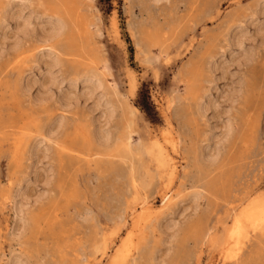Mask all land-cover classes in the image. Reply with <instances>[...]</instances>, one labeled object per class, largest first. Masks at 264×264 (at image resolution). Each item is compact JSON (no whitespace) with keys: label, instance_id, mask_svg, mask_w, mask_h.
I'll return each mask as SVG.
<instances>
[{"label":"rangeland","instance_id":"rangeland-1","mask_svg":"<svg viewBox=\"0 0 264 264\" xmlns=\"http://www.w3.org/2000/svg\"><path fill=\"white\" fill-rule=\"evenodd\" d=\"M259 200L264 0H0V264H264Z\"/></svg>","mask_w":264,"mask_h":264},{"label":"bare ground","instance_id":"bare-ground-1","mask_svg":"<svg viewBox=\"0 0 264 264\" xmlns=\"http://www.w3.org/2000/svg\"><path fill=\"white\" fill-rule=\"evenodd\" d=\"M22 1V0H21ZM24 1V0H23ZM26 2H29L30 0H25ZM32 15V14H31ZM44 16V15H43ZM31 17V16H30ZM33 18V16L31 17ZM49 18V17H48ZM51 18V17H50ZM29 19V18H28ZM24 21V20H23ZM67 21V20H66ZM48 22V21H47ZM70 22V21H69ZM73 22V21H72ZM44 23V22H43ZM54 23V22H53ZM71 23V22H70ZM47 24V23H46ZM45 24V25H46ZM69 24H66V22H64L63 20L57 18L56 23L54 24V26L48 30V33L43 34V39L44 40H50L53 38H56L57 36L61 35V33L67 32L68 26ZM111 27L113 28V31L116 33V24L115 22L111 23ZM30 27V21L28 20L27 22H25L24 24V29H20L21 32H24L23 34H25L26 32L28 33L30 31L29 29ZM47 27V26H46ZM32 29V28H31ZM69 30V29H68ZM71 30V27H70ZM69 30V31H70ZM43 31V30H41ZM41 36H42V32ZM44 32V31H43ZM25 37V36H24ZM60 37V36H59ZM238 46H241V43H238ZM147 62V61H146ZM91 73V72H90ZM100 75L95 73H91V75L88 74V76L84 77L85 78V83L87 85L91 84L93 90H98L100 88V85L102 86V82H101V78L99 77ZM106 80V79H105ZM130 87H133V81L130 80ZM102 83V84H101ZM90 86V85H89ZM88 87V86H86ZM107 87V86H106ZM101 89V88H100ZM105 89V87H104ZM104 91V90H103ZM107 92V91H106ZM111 92V91H110ZM103 93V92H102ZM104 95V94H103ZM172 100H170L168 106H167V114H169L171 106L173 105V102H171ZM175 103V102H174ZM106 104L110 105L111 108V102L109 103V101H106ZM107 108V107H106ZM108 109V108H107ZM113 109V108H112ZM134 111L137 112L136 109H134ZM106 112V111H105ZM104 114H107L108 116H110L109 112H106ZM168 122V121H167ZM226 127V126H225ZM229 126L226 127V129H228ZM229 130V129H228ZM177 132V130H175ZM226 132H228L227 130L224 133V137ZM169 133L168 132V137H167V142L168 145L170 144L171 148L174 150L175 148H177L178 145V139L177 137H174L173 139H170L169 137ZM179 133V132H178ZM228 134V133H227ZM223 135V134H222ZM180 138V137H179ZM158 143V142H157ZM160 146V145H159ZM161 148V147H160ZM164 148V147H163ZM159 151V150H158ZM170 151V150H169ZM177 151V150H176ZM161 152H164L163 150ZM166 152V151H165ZM151 153V152H150ZM151 155V154H150ZM165 155V154H164ZM211 157V155H209ZM168 158V159H166ZM169 158L171 157H160V161L162 159V161H164L166 163V160H169ZM156 159V157H155ZM170 163V161H168L166 163V166ZM172 164H174L172 162ZM169 166V165H168ZM175 167V165H174ZM172 168V167H171ZM169 168V171L170 169ZM176 168V167H175ZM168 170V167H167ZM173 172V170H172ZM169 173V172H168ZM170 174V173H169ZM174 174V173H173ZM134 181V180H133ZM249 196V195H248ZM190 197V196H189ZM193 197V196H192ZM176 198V197H175ZM174 199V198H173ZM168 200V196L167 194H164L161 198V201L163 203H165ZM250 200V199H249ZM165 211V209L163 210ZM233 223L232 225L227 228L226 230H224L223 234L221 236L218 237L217 240H215V244H217V246L219 247L220 252L224 255V258H226V260H228V258L232 259V257L234 255L231 256V253L233 251V247L235 248V246L241 241V239H243L244 237L247 236V232L248 230H257V229H262V224H264V200H259V201H251L244 209L241 210V212L239 213V216H236L235 219H233ZM144 230V229H143ZM256 235V234H255ZM130 236V235H129ZM131 238V237H130ZM130 238L128 236L123 237L122 241L120 243V245L118 246V249L115 251L111 261L109 262V264H127V260L130 259L129 257L131 256V249H132V245L129 244L130 242ZM246 239V238H245ZM241 243H239L240 245ZM223 258V257H222ZM14 262V261H13ZM19 260H16L14 262V264H19L18 263ZM130 262V261H129Z\"/></svg>","mask_w":264,"mask_h":264},{"label":"trees","instance_id":"trees-1","mask_svg":"<svg viewBox=\"0 0 264 264\" xmlns=\"http://www.w3.org/2000/svg\"><path fill=\"white\" fill-rule=\"evenodd\" d=\"M138 106L141 110H144L146 112V114L148 115V112L146 110V101L145 99L141 100L140 102H138Z\"/></svg>","mask_w":264,"mask_h":264}]
</instances>
